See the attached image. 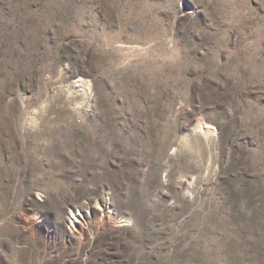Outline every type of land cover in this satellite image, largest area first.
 Instances as JSON below:
<instances>
[{
  "label": "rangeland",
  "instance_id": "obj_1",
  "mask_svg": "<svg viewBox=\"0 0 264 264\" xmlns=\"http://www.w3.org/2000/svg\"><path fill=\"white\" fill-rule=\"evenodd\" d=\"M0 264H264V0H0Z\"/></svg>",
  "mask_w": 264,
  "mask_h": 264
}]
</instances>
